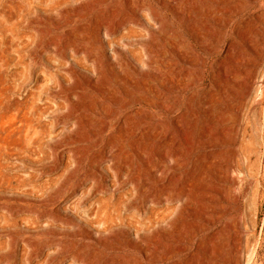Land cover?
Segmentation results:
<instances>
[{
  "label": "rangeland",
  "instance_id": "rangeland-1",
  "mask_svg": "<svg viewBox=\"0 0 264 264\" xmlns=\"http://www.w3.org/2000/svg\"><path fill=\"white\" fill-rule=\"evenodd\" d=\"M99 132L161 212L184 186L180 254L100 219ZM0 264H264V0H0Z\"/></svg>",
  "mask_w": 264,
  "mask_h": 264
},
{
  "label": "bare ground",
  "instance_id": "bare-ground-1",
  "mask_svg": "<svg viewBox=\"0 0 264 264\" xmlns=\"http://www.w3.org/2000/svg\"><path fill=\"white\" fill-rule=\"evenodd\" d=\"M165 84L168 85V82H165ZM138 94L141 96L148 95L150 97H155V96H159L160 92L158 90L146 92L144 90L139 89ZM25 119H24V123H25ZM26 125L29 127H33L35 125L34 120L28 117V119H26ZM121 135L127 140H134V134H131L129 132H124ZM110 136H112L111 133ZM139 137H141V135ZM102 138H103V133L99 132L96 135L97 143H103ZM124 156L125 154L120 149V147L115 146L114 143L111 142H106L105 144L103 143V145L93 153V160L91 163V170H89V175L96 180L97 176L99 175L97 172L103 171V169L105 168H110L115 177V181L118 183L117 187L114 190H112L111 192H109L108 190L109 193H107L106 195L103 194L104 197L102 198L98 197V199H96L100 203V205L103 206L107 205L106 209L104 208L105 215L102 214L104 215V217L103 218L100 217V219H103L102 221L104 223H107L109 227V225H112L113 221H115L117 217L123 219L124 210L129 209L132 212L131 215H137V214L140 215V216L138 215L136 216L137 217L136 218L137 226H135L137 228L136 235L138 236L139 240L147 243L148 246L147 252L150 254L152 253L153 241H157L160 244V246L155 247V251H154L156 261L161 259H166L172 254H180L186 248V244L189 241V239L191 237H195L196 231L188 230L189 225L185 220H179L177 223L171 221V223L168 225V228L161 227V221L165 220L167 217H170V215L173 212H178L179 219L182 217L185 218V211L187 209V206H186L184 186L180 184L177 185L176 190L173 191V193L170 195V198L172 201H174V203H172L171 206H167L165 211L161 212L159 210V206H157L161 202L160 197L159 195H157V191L152 189V185L154 183L153 179H150L149 177H145L143 181L135 182L133 184V187H131L130 183L133 182V176L129 170L125 169V167L119 163L121 157ZM146 166L149 169V171H152V164L149 160L147 161ZM100 182L101 180H99V183ZM133 196L140 197L139 198L140 201L138 202V204L137 202H135L136 204H134V206H131L130 203L133 202L132 201L134 198ZM148 201H150L149 205H147ZM133 207L135 208L134 210H132ZM97 214H95V216ZM99 215L101 216V213ZM124 218L127 219V217L125 216ZM96 219L98 220V215ZM104 223L102 225H104ZM202 225H203V229H205L207 228L208 224L206 225L203 223ZM201 228H202L201 224H199L197 230ZM141 230L145 231L144 235H142L139 232ZM175 231L176 234L174 235L173 233ZM216 253L217 250L214 248L211 251L210 258L216 259V255H215Z\"/></svg>",
  "mask_w": 264,
  "mask_h": 264
}]
</instances>
